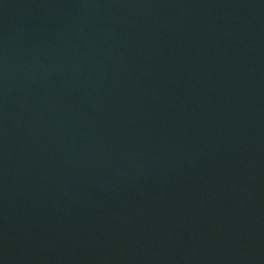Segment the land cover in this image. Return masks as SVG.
I'll list each match as a JSON object with an SVG mask.
<instances>
[{
	"label": "water",
	"instance_id": "95a60500",
	"mask_svg": "<svg viewBox=\"0 0 264 264\" xmlns=\"http://www.w3.org/2000/svg\"><path fill=\"white\" fill-rule=\"evenodd\" d=\"M0 264H264V0H0Z\"/></svg>",
	"mask_w": 264,
	"mask_h": 264
}]
</instances>
